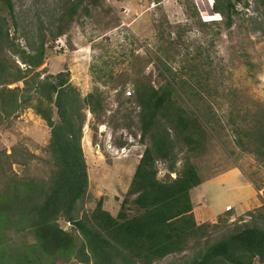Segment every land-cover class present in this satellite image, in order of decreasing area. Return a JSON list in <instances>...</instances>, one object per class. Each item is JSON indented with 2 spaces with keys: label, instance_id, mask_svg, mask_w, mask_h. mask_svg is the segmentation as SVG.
Instances as JSON below:
<instances>
[{
  "label": "trees",
  "instance_id": "16d2710c",
  "mask_svg": "<svg viewBox=\"0 0 264 264\" xmlns=\"http://www.w3.org/2000/svg\"><path fill=\"white\" fill-rule=\"evenodd\" d=\"M99 1L69 0L57 18L54 39L65 34L88 3L94 6ZM213 12L222 18L214 24L233 27L237 12L232 0H214ZM10 21L18 25L13 1L0 0V123L26 110L46 123L49 174L20 176L13 166H28L37 156L27 150L0 149V264H155L191 246L196 250L182 264H264V218L241 217L211 242L212 230L227 227L229 218L219 216L215 224L197 222L192 191L202 178L195 164L187 159L175 179L158 178L157 163L172 159L175 139L197 155L212 135L204 123L215 129L210 114L201 112L202 92L211 86L201 80L209 70L198 60L200 53L174 68L163 60L167 49L158 48L161 83L157 87L141 79L134 86L141 139L151 145L136 166L117 216L105 209L102 200L91 213L81 214L89 189L82 147L85 112L100 120L106 111L104 93L96 86L82 97L68 70L38 71L47 58L45 37L29 44L30 51L23 49L10 33ZM20 83L22 87L10 88ZM254 125L255 139H249L252 153L264 157V122Z\"/></svg>",
  "mask_w": 264,
  "mask_h": 264
},
{
  "label": "rangeland",
  "instance_id": "374dc122",
  "mask_svg": "<svg viewBox=\"0 0 264 264\" xmlns=\"http://www.w3.org/2000/svg\"><path fill=\"white\" fill-rule=\"evenodd\" d=\"M12 1L18 25L10 21L9 28L16 44L30 51L29 44L40 35L45 37L47 58L38 71L47 68L57 74L68 70L82 97L98 86L106 99V111L100 120L85 112L82 147L89 189L80 205L81 214L91 213L99 200L112 215L120 211L140 156L151 145L150 140L141 139L135 82L146 79L159 86L156 62L158 48L162 47L168 56L163 60L174 68L201 54L198 60L209 70L201 80L211 86L202 92L206 106L201 112L210 114L215 129L204 123L212 135L197 155L175 139L172 159L157 163L158 178H175L187 159L195 164L208 200L203 193L197 195L199 207L223 212L219 216L229 218L227 227L212 230L211 242L241 217L246 221L264 218V157L253 154L249 143V139H255L252 126L264 122V0H232L237 13L231 29H225L222 22L214 24L222 19L213 12L214 0H100L94 6L88 3L59 40L53 36L57 18L69 0ZM201 21L208 25L203 26ZM13 59L25 68L18 58ZM16 86L23 84L10 88ZM49 138L50 128L32 110L0 123L1 150L16 148L37 156L28 166H13L20 176H48L45 160ZM124 145L130 149L128 156L116 152ZM215 177L221 185L210 181ZM208 181L211 183L206 185ZM227 205L232 209L226 210ZM61 225L70 229L65 221ZM194 250L196 247L191 246L185 253L155 264H182Z\"/></svg>",
  "mask_w": 264,
  "mask_h": 264
},
{
  "label": "crops",
  "instance_id": "0c3cea01",
  "mask_svg": "<svg viewBox=\"0 0 264 264\" xmlns=\"http://www.w3.org/2000/svg\"><path fill=\"white\" fill-rule=\"evenodd\" d=\"M216 179H213V180H210L212 183H214L215 182V186L216 185H221L220 184V182L217 180L218 178H220L219 176H218V178L217 177H215ZM233 178H235V179H238V177L237 176H234ZM232 178V179H233ZM210 181H208V182H206V185H209V183H211ZM200 187V186H199ZM196 187L193 191H192V201H193V204H194V207H195V209H194V213H195V215H196V217H197V220L199 221V223H204V222H212V223H215L216 222V220L218 219V217H219V215L221 214V213H223V212H214L212 209H210V208H208V207H205V209L204 210H202L200 207H199V204H198V198H196L197 197V195H199V194H202V197H206L205 196V191L204 190H202V187ZM194 191H195V194H196V196H194ZM206 200V202L208 203V200H207V197L205 198ZM201 201V200H200ZM203 203V202H202ZM207 203H206V205H207ZM227 206H229V205H227ZM229 207H231V206H229ZM201 219V220H200Z\"/></svg>",
  "mask_w": 264,
  "mask_h": 264
},
{
  "label": "built area",
  "instance_id": "2783aa9c",
  "mask_svg": "<svg viewBox=\"0 0 264 264\" xmlns=\"http://www.w3.org/2000/svg\"><path fill=\"white\" fill-rule=\"evenodd\" d=\"M116 152H117V153H120V154L123 155V156H126L127 153L130 152V149H129L128 147H126V146H123L122 148H118V149H116Z\"/></svg>",
  "mask_w": 264,
  "mask_h": 264
},
{
  "label": "clouds",
  "instance_id": "9594fccd",
  "mask_svg": "<svg viewBox=\"0 0 264 264\" xmlns=\"http://www.w3.org/2000/svg\"><path fill=\"white\" fill-rule=\"evenodd\" d=\"M194 1H195V2H203L204 0H194ZM59 39H60V38H59ZM59 39H58V40H59ZM56 42H57V41H56ZM124 141H125V140H124ZM124 146L127 147V145H124ZM122 147H123V146H121V147H117V148H122ZM126 156H128V155H126ZM142 156H143V155H142ZM142 156H140V159L142 158ZM176 177H177V176H176ZM176 177H175V178H176ZM175 178H174V179H175ZM231 209H232V207H227V208H226V210H231ZM217 220H218V219H217Z\"/></svg>",
  "mask_w": 264,
  "mask_h": 264
}]
</instances>
